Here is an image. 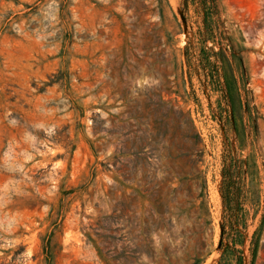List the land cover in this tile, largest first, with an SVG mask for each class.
<instances>
[{"label":"rangeland","instance_id":"rangeland-1","mask_svg":"<svg viewBox=\"0 0 264 264\" xmlns=\"http://www.w3.org/2000/svg\"><path fill=\"white\" fill-rule=\"evenodd\" d=\"M255 238L264 264V0H0V264H251Z\"/></svg>","mask_w":264,"mask_h":264},{"label":"trees","instance_id":"trees-1","mask_svg":"<svg viewBox=\"0 0 264 264\" xmlns=\"http://www.w3.org/2000/svg\"><path fill=\"white\" fill-rule=\"evenodd\" d=\"M234 85H237L235 82ZM238 90V89H237ZM230 95L232 93L233 88L230 84H227L225 92ZM240 97V95H238ZM245 161L234 157L231 152L227 153L224 158V165L222 171V197H223V204L226 216L231 217L236 215L241 211L244 213V208H241V199L243 197V188L240 184V180L242 175L244 174L245 170ZM240 201V202H239ZM241 208V210H239ZM234 227L229 226L227 222L223 224V231L221 234V242H220V249H231L232 246H236V244H232V231ZM227 242L226 246L225 243ZM259 247V240L255 238L254 246L251 250L252 260L251 264H254ZM235 249V248H234ZM238 252V263H242L243 254L240 251ZM236 252V253H237ZM45 253L47 255V260L50 264H53L54 259V251L46 246ZM225 260V256H223L222 261ZM221 261V264H222ZM195 264H203L202 260L197 261Z\"/></svg>","mask_w":264,"mask_h":264}]
</instances>
